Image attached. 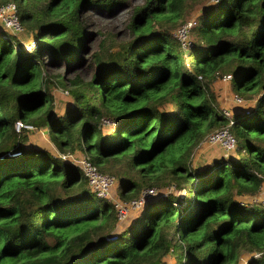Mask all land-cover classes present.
I'll use <instances>...</instances> for the list:
<instances>
[{
	"label": "trees",
	"instance_id": "16d2710c",
	"mask_svg": "<svg viewBox=\"0 0 264 264\" xmlns=\"http://www.w3.org/2000/svg\"><path fill=\"white\" fill-rule=\"evenodd\" d=\"M12 1L34 44L0 26V264H264V207L244 199L264 179V0L207 1L186 47L173 28L196 0ZM111 18L125 36L103 29ZM54 70L71 95L62 113ZM227 71L243 101L230 119L209 86ZM15 121L51 133L56 153ZM228 123L230 153L193 166L198 142ZM74 151L123 199L174 188L118 225L113 202L57 154Z\"/></svg>",
	"mask_w": 264,
	"mask_h": 264
},
{
	"label": "rangeland",
	"instance_id": "374dc122",
	"mask_svg": "<svg viewBox=\"0 0 264 264\" xmlns=\"http://www.w3.org/2000/svg\"><path fill=\"white\" fill-rule=\"evenodd\" d=\"M207 1H209V0H196L194 2H188V4L185 6V9L182 12L183 14H182L181 18L179 20H177L176 25L173 28V32L176 33L177 27H179L182 24V22H184L185 20L190 19V18L197 19L196 17L198 15V13L202 9L203 4H205ZM115 14H116V12H115ZM102 26H103V29L114 30L119 35L124 34V36H125V34H127V32H125V31L123 32L122 25L117 21H113L112 18L110 20L102 23ZM192 32H193V30H190L189 33L186 35V37L183 38V40H182V41H184L182 44L183 47H185L187 45L188 37H190L192 35ZM15 34L18 38L27 39L26 44L32 45L31 35L28 33V31L25 28H23L22 30H20L19 32L15 33ZM29 47H31V46H29ZM115 48L116 47H113L112 49H115ZM187 52H188L187 50H183V54H182L183 61L186 65L190 64V57H189ZM55 71H57V70H54L51 73L49 72L48 73L49 77L47 79L49 80L48 85H49V87L52 91V95H53V101H52L53 109L55 111H57L58 113H62L64 111V108H66L68 106L67 100L69 99V96L71 97V95H70L69 87L63 85L62 83H60L56 80V78L54 77ZM58 71H60V70L58 69ZM229 72L230 71H227L224 74L229 73ZM81 74L83 75L84 79L87 78L83 72ZM41 75H44V73L41 72ZM209 86H210L211 93L213 94V98L216 100L221 112H223V113L227 112L228 115H231L233 108L236 107V105L239 106L241 103H243V101H241L240 103H237V101H235V99H234L235 95L229 89V80L225 81V80H222L221 78H215L209 83ZM66 90L68 91V93H66ZM87 95L91 96L90 92H87ZM96 101H97V98H94V102H96ZM247 101L248 100H245L244 102H247ZM104 119H106L104 122H103V119L101 120L102 129L103 130L112 129V125L110 124V121L108 120V118H104ZM48 133L49 132H47V130H45V129H36V128L30 129V130H28V140L32 141L35 144L47 145L52 151H54L56 153L54 145L52 144V141L50 138L51 133H49V134ZM204 136H203V138H204ZM203 138L198 142V144L195 146V148L191 152L190 157H191V163L193 166H196L198 163L208 162L211 160L212 157H216L218 155L222 156V154H223V150L217 144L203 143L202 142ZM77 153L79 154V156L82 154L78 151H74L72 153V155L73 154L77 155ZM168 184H170V183H164L161 186V188H158L157 186H150V187H154V189L156 190V193H165L167 191H170V190H167ZM261 187H262V191H263L264 190V179L261 182ZM145 188H148V187H144L142 189H145ZM142 189H140V191ZM108 192L114 198L123 199L120 192H119L117 178L115 176H113V183L108 188ZM258 193H260V192H256L254 195L247 196L244 199H247L248 197L252 198L253 196H256V194H258ZM125 222H127L126 219L121 221V222L119 221L118 225L119 224L121 225L122 223H125ZM166 263L171 264L172 262L170 259H167Z\"/></svg>",
	"mask_w": 264,
	"mask_h": 264
},
{
	"label": "built area",
	"instance_id": "2783aa9c",
	"mask_svg": "<svg viewBox=\"0 0 264 264\" xmlns=\"http://www.w3.org/2000/svg\"><path fill=\"white\" fill-rule=\"evenodd\" d=\"M196 23H197V19L190 18L182 22V24L179 27H177L175 35L180 40L181 46L184 42L182 41L183 38L186 37L189 31L194 28ZM0 26L12 34H15L23 29L18 19L17 7L14 1L9 0L4 3H0ZM26 42H25V46L28 49H30L34 44L33 39H32V45L26 44ZM188 44H189V37L186 46H188ZM230 77L231 74L226 73L221 76V79L227 81L230 79ZM234 97L237 103L241 102L238 96L235 95ZM223 114L228 119H230V115H228L227 112ZM21 126L26 127L28 129L31 128V125L29 124H24L21 121H15L14 124L15 129H18ZM202 142L207 144H217L223 150L222 155L226 156L234 148L235 138L232 131L229 128V123H228L223 127L215 128L212 131H209L204 136ZM57 154L62 158L71 160L72 162H74L79 166L83 176L87 181V185L91 191H93L98 196L107 197L113 202V205L115 207L116 219L118 222L123 220L128 213L137 210L141 205H143L146 199L150 195L156 193L154 187H148L142 189L137 196L132 197L128 200L114 198L108 192V188L113 183V176L104 172H100L86 156L83 155L79 156L74 154L72 155V153L71 154L57 153ZM172 188H173V184L172 183L168 184L167 190H171ZM250 200L254 203H259L261 206L264 207V190L256 194V196L250 198Z\"/></svg>",
	"mask_w": 264,
	"mask_h": 264
},
{
	"label": "crops",
	"instance_id": "0c3cea01",
	"mask_svg": "<svg viewBox=\"0 0 264 264\" xmlns=\"http://www.w3.org/2000/svg\"><path fill=\"white\" fill-rule=\"evenodd\" d=\"M77 155H79V154L77 153Z\"/></svg>",
	"mask_w": 264,
	"mask_h": 264
}]
</instances>
